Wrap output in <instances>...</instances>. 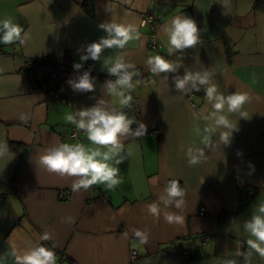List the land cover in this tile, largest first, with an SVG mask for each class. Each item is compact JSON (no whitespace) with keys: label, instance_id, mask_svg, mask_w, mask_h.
<instances>
[{"label":"crops","instance_id":"1","mask_svg":"<svg viewBox=\"0 0 264 264\" xmlns=\"http://www.w3.org/2000/svg\"><path fill=\"white\" fill-rule=\"evenodd\" d=\"M253 2L0 0V19L11 17L30 35L24 45L0 44V142L9 147L0 158L4 264H15L11 251L21 256L40 244L56 252L57 264H246L249 259L264 264L248 249L244 230L257 203L264 202V12L254 10ZM148 10L157 18L158 52L178 65L175 72L149 71L146 61L155 54L149 49L150 28L141 25ZM178 15L196 22L200 43L168 54L166 28ZM102 23L132 25L136 32L124 49H104L99 60L81 61L87 45L107 36ZM44 57L69 66L67 77L59 80L54 63L46 61L26 72L28 59ZM117 58L134 64L128 70L137 75L153 76L133 80L131 95L138 109L127 112L136 121L132 129L144 123L147 132L124 139L127 159L119 165L122 183L115 190L96 185L74 191V177L49 173L39 157L61 142L88 143L84 132L79 139L69 136L73 125L67 114L99 100L121 110L100 84L95 83L94 92H75L68 84L85 71L93 78L108 73ZM75 63L82 68L74 70ZM186 72L210 73L209 82L225 96L235 91L249 96L242 112L222 113L236 126L230 144L220 141L229 129L216 125L220 114L206 101L204 89L195 91L199 81L195 87L190 81L185 89L176 88V79ZM50 91L59 97H49ZM13 144L18 150H11ZM189 149L200 160L196 166L187 162ZM173 179L183 194L170 199L166 187ZM244 191L251 192L250 198L239 210ZM153 203L158 218L149 212ZM169 214L179 219L168 223ZM68 216L75 222H62ZM137 230L147 240L142 246H137ZM44 233L50 238L41 241ZM191 249L201 255L189 257Z\"/></svg>","mask_w":264,"mask_h":264},{"label":"clouds","instance_id":"2","mask_svg":"<svg viewBox=\"0 0 264 264\" xmlns=\"http://www.w3.org/2000/svg\"><path fill=\"white\" fill-rule=\"evenodd\" d=\"M99 27L107 33V36L87 45L86 54L80 57L81 61L89 58L99 60L104 49H124L136 32L132 25L125 24L102 23ZM0 33H2L0 44L3 45L16 43L24 45L30 39L29 33L20 24L15 23L11 17L0 19ZM166 34L168 54L175 51L183 52L200 43V30L196 22L184 15L175 16L170 20ZM146 63L149 71L157 75L175 72L178 67L163 55L151 56ZM82 66V63H75L73 68L79 70ZM129 68L134 69L135 65L125 62L122 58L115 59L108 68V74L116 79L105 82L107 94L115 98L114 103H118L121 110L115 107L109 109L104 100H99L90 107H84L66 115L65 119L68 123L85 133L87 144L61 142L48 148L39 157L40 165L49 173L74 177L75 180L71 185L74 191L88 190L96 185H103L109 191L115 190L122 183L119 165L127 159V156L122 155L124 139L129 136L140 138L147 132L144 123H139L138 127L133 130L131 125L136 121L129 118L127 112L122 110L131 107V92L134 91L133 77L137 75L135 71L129 72ZM209 78L210 73L208 72H205L203 76L199 73L186 72L183 78L176 79V88L183 90L190 81L195 87L197 80L200 85L205 86L206 101L211 102L214 112L220 114L215 121L216 125L229 129L220 136L221 143L228 145L231 143V132L236 129V126H233L222 113L225 109L228 113L242 112L243 106L249 101V96L238 91L225 96L218 90L216 84L209 82ZM68 84L75 92H94L96 88L94 78L89 71L83 72L76 79H69ZM195 91L199 92L200 88L195 87ZM20 119L26 120L27 117L22 114ZM208 142L209 137H205L204 143L207 145ZM8 152V144L0 142V158L6 156ZM237 154L240 155L239 152ZM185 155L189 166H196L200 163L192 149H189ZM199 155L202 156L203 152L201 151ZM166 192L170 199L181 197L183 193L179 180H170ZM181 202L179 199L176 200L177 208L180 207ZM256 209L244 224V230L249 237L246 245L251 252L264 259V202L257 203ZM149 212L159 217V208L155 203L149 206ZM174 219H179V217L171 214L165 217L168 223ZM62 222L71 224L75 221L73 217L68 216ZM135 236L138 238L137 246L146 244V237L141 231L137 230ZM49 238L48 233L41 235V241ZM10 255L15 259V264H57L56 252L42 244L33 247L21 256H17L15 251H11ZM0 264H4L3 258H0ZM228 264H236V262L230 261ZM246 264H250V259L246 260Z\"/></svg>","mask_w":264,"mask_h":264},{"label":"built area","instance_id":"3","mask_svg":"<svg viewBox=\"0 0 264 264\" xmlns=\"http://www.w3.org/2000/svg\"><path fill=\"white\" fill-rule=\"evenodd\" d=\"M141 25L142 26H148V28H150V37H149V49L150 51L155 54V55H163L165 56V54L159 53L158 52V47H159V41H158V37H157V18L154 15V13L150 10L146 11L144 13V15L142 16L141 19ZM4 51L2 49V47L0 46V56L3 55ZM39 61H52L56 67V71H57V78L59 80H63L64 78L67 77L69 71H70V67L65 65L64 63L54 60L53 58H48V57H44V58H31L28 59L25 64H24V69L26 70V72L32 73L34 71V68L36 66V64ZM129 72H132L131 70H128ZM116 77L114 76H110L108 73L106 74H100V75H95L94 76V81L97 84H100L102 86L105 87V82L108 80H115ZM153 76L151 74H146V75H135L133 77V80H137L140 83L141 82H145V81H149L152 80ZM199 88L202 90L204 89V85H198ZM106 88V87H105ZM49 97H59V94L55 91H50L48 93ZM188 98H190V94L188 96ZM63 102H65V99H62ZM138 109L137 103L135 101V99L132 97V101H131V107L130 108H124L123 111L125 112H130V113H135ZM83 133L82 130H78L74 125L71 126L70 128V132H69V136L73 139H79L80 135ZM251 194V192L249 191H244L241 196L242 198L247 197ZM68 196V194H64V197ZM201 210H204V208L202 207ZM204 244V243H202ZM201 255V251L197 250V249H191L189 252V257L191 258H196L199 257ZM131 257L135 258L136 257V253L133 250L131 253Z\"/></svg>","mask_w":264,"mask_h":264},{"label":"trees","instance_id":"4","mask_svg":"<svg viewBox=\"0 0 264 264\" xmlns=\"http://www.w3.org/2000/svg\"><path fill=\"white\" fill-rule=\"evenodd\" d=\"M253 9L257 10V11H260V12H264V0H254ZM48 62L53 64L52 61H48ZM11 150H13V151L18 150L17 146L15 144L11 145ZM249 198H248V196L242 198V200H241L242 203H241V205L239 207V210L244 207V205L248 202Z\"/></svg>","mask_w":264,"mask_h":264},{"label":"water","instance_id":"5","mask_svg":"<svg viewBox=\"0 0 264 264\" xmlns=\"http://www.w3.org/2000/svg\"><path fill=\"white\" fill-rule=\"evenodd\" d=\"M42 245H43V244H42ZM43 246L47 247L46 245H43Z\"/></svg>","mask_w":264,"mask_h":264}]
</instances>
